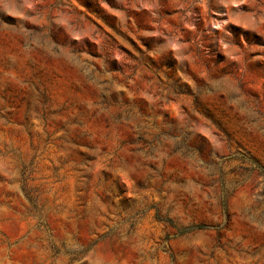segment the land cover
Returning <instances> with one entry per match:
<instances>
[{
    "label": "rangeland",
    "instance_id": "374dc122",
    "mask_svg": "<svg viewBox=\"0 0 264 264\" xmlns=\"http://www.w3.org/2000/svg\"><path fill=\"white\" fill-rule=\"evenodd\" d=\"M0 264H264V0H0Z\"/></svg>",
    "mask_w": 264,
    "mask_h": 264
}]
</instances>
